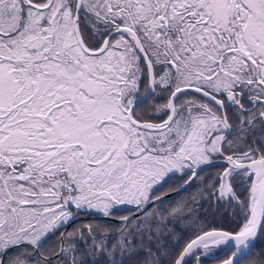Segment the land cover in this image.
I'll list each match as a JSON object with an SVG mask.
<instances>
[{
	"label": "snow or ice",
	"instance_id": "obj_1",
	"mask_svg": "<svg viewBox=\"0 0 264 264\" xmlns=\"http://www.w3.org/2000/svg\"><path fill=\"white\" fill-rule=\"evenodd\" d=\"M209 258L264 264V0H0V264Z\"/></svg>",
	"mask_w": 264,
	"mask_h": 264
},
{
	"label": "flooded vegetation",
	"instance_id": "obj_2",
	"mask_svg": "<svg viewBox=\"0 0 264 264\" xmlns=\"http://www.w3.org/2000/svg\"><path fill=\"white\" fill-rule=\"evenodd\" d=\"M214 171H217V169L209 170V172H214ZM208 174H209L208 172L204 173L205 176H207ZM170 182L175 183V181H170ZM201 203L203 204L202 209L199 207V205L194 206V212H197L198 214L205 213V219L212 216L210 220H212L213 223L212 224L209 223L210 225H215L217 223L214 220V218L218 220L224 219L225 216H223L222 214H217V210H216V207L214 206V202L202 201ZM129 207H133V206H124V205L117 206L119 211L111 219L105 217L102 213L96 210H89L88 212L82 213L79 216H77L75 221L70 224V226L66 229V231L67 232H72V231L79 232V230L82 228L83 229L91 228V229H96L101 235L112 234L113 232H116L119 230L117 225H119L123 216L131 215V213L127 211ZM226 218L232 222L230 218L228 217ZM106 224L110 225L111 227L105 228ZM215 227L220 228L221 226L216 225ZM224 229H227V228H224ZM84 235L86 236L87 232H85ZM221 257H223L222 253H221ZM206 264H218V261L209 258Z\"/></svg>",
	"mask_w": 264,
	"mask_h": 264
},
{
	"label": "trees",
	"instance_id": "obj_3",
	"mask_svg": "<svg viewBox=\"0 0 264 264\" xmlns=\"http://www.w3.org/2000/svg\"><path fill=\"white\" fill-rule=\"evenodd\" d=\"M171 183V182H170ZM126 212V211H125ZM211 213V212H210ZM199 224L200 226L202 227H206V226H211V227H215L216 225H220L221 227L223 228H232L234 227L235 225L233 224V222L229 221L226 217H224V219H215L214 220L217 222L215 225H210L213 223L212 220H210L212 218V216L208 217L207 219H205V213H202V214H199ZM197 220V217L194 216L193 217V221H196ZM210 223V224H209ZM185 227V225H181V228L183 229Z\"/></svg>",
	"mask_w": 264,
	"mask_h": 264
},
{
	"label": "water",
	"instance_id": "obj_4",
	"mask_svg": "<svg viewBox=\"0 0 264 264\" xmlns=\"http://www.w3.org/2000/svg\"><path fill=\"white\" fill-rule=\"evenodd\" d=\"M172 194H174V193H172ZM223 255V254H222Z\"/></svg>",
	"mask_w": 264,
	"mask_h": 264
}]
</instances>
